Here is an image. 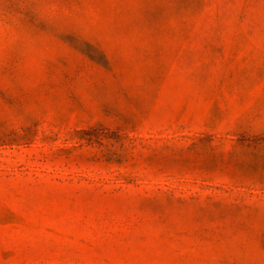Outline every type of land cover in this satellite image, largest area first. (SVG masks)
<instances>
[{
    "label": "rangeland",
    "instance_id": "rangeland-1",
    "mask_svg": "<svg viewBox=\"0 0 264 264\" xmlns=\"http://www.w3.org/2000/svg\"><path fill=\"white\" fill-rule=\"evenodd\" d=\"M0 264H264V0H0Z\"/></svg>",
    "mask_w": 264,
    "mask_h": 264
}]
</instances>
